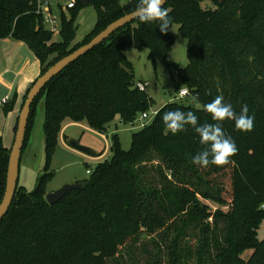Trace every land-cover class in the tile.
Instances as JSON below:
<instances>
[{
  "label": "trees",
  "instance_id": "1",
  "mask_svg": "<svg viewBox=\"0 0 264 264\" xmlns=\"http://www.w3.org/2000/svg\"><path fill=\"white\" fill-rule=\"evenodd\" d=\"M139 2L75 0L68 16L61 12V39L56 41L37 12V0H0V39L23 42L42 74ZM86 6L95 9L96 20L76 40V17ZM162 7L187 40V65L180 68L166 58L173 45L171 30L161 33L157 22L135 18L46 83L32 102L23 147L40 100L47 157L69 123L104 133L115 116L130 123L146 111L148 95L136 88L132 66L123 59L131 47H148L151 59L174 69L175 89L186 88L189 96L159 108L132 133L128 150L112 134L111 157L55 204L45 199L47 166L32 191L17 181L0 221V264H122V251L130 255L143 233L154 251L143 248V260L134 264H264V237H258L264 220V0H168ZM217 96L236 114L247 106L254 116L252 130H236L231 119L213 121L204 105ZM14 100L3 104L5 112ZM177 109L194 112L199 125L219 123L237 147L229 163H193L209 146L191 126L166 134L162 116ZM9 154L0 136V201ZM245 250L251 251L246 259L241 256Z\"/></svg>",
  "mask_w": 264,
  "mask_h": 264
},
{
  "label": "rangeland",
  "instance_id": "2",
  "mask_svg": "<svg viewBox=\"0 0 264 264\" xmlns=\"http://www.w3.org/2000/svg\"><path fill=\"white\" fill-rule=\"evenodd\" d=\"M44 1L48 4L50 10L44 13V17L47 18V16H50L54 21V23H52L50 20L44 19V27L51 30L52 26H55L53 38L59 41L61 39L59 32L60 15L61 12H64L66 16L69 15V10L65 6L69 0ZM121 1L125 3L126 0ZM208 4L209 2L206 1L203 6ZM95 20L96 12L93 7L86 6L79 10L75 21L76 40L82 39L91 31ZM171 32L173 35V45L166 58L170 62L177 64L180 68H183L188 63L187 40L179 32V26L177 24L172 25ZM123 59L132 66L136 81L146 83L144 91H146L149 98V107L144 112L149 113L153 110L158 111L159 108L168 102L185 99L176 98L177 90L175 86L177 77L174 69L168 68L160 58L151 59L148 47H142L140 49L136 47L128 48L123 52ZM193 104L196 107H200V103L196 99L193 100ZM15 109L16 107L14 105L11 110L5 112L3 108L0 107V131L3 133L2 140L4 146L10 149L14 142L16 130L15 128L13 129V125L11 130H9L7 125L11 122L13 124L15 122L16 124L18 114L15 115V117L10 114ZM19 111L20 110H18V113ZM142 113H138L136 119L130 123L121 122L120 118L115 116L109 122L104 133H99L86 124L73 123L65 125L59 134V142L47 157L46 172L51 175L45 182L46 194L59 189L66 183H75L88 178L90 172H87V169L92 171L99 162L109 159L111 157L110 146L112 134L116 133L121 147L124 150H128L131 144L132 133L140 129L138 119ZM43 122L44 104L43 100H40L35 108L33 123L26 144L21 152L19 162L18 184L19 186H23L27 191H32L35 188L38 178L42 174L39 167L43 138ZM70 140L77 141L79 145L88 148L94 155H89V153H85L82 150L79 151L75 148L67 147V142ZM61 142L63 145H66V147H63ZM213 209H216V206L213 207ZM258 237L260 239L264 237V220L261 222L258 229ZM141 243H144V245ZM143 248L151 252L154 251L150 244L149 236L144 233L140 235L139 241L135 243L134 247L130 250V255L127 254L128 249L122 251L124 255L121 263L134 264L136 260L142 261L141 255L146 254ZM250 252V250H245L241 256L246 259Z\"/></svg>",
  "mask_w": 264,
  "mask_h": 264
},
{
  "label": "clouds",
  "instance_id": "3",
  "mask_svg": "<svg viewBox=\"0 0 264 264\" xmlns=\"http://www.w3.org/2000/svg\"><path fill=\"white\" fill-rule=\"evenodd\" d=\"M165 0H140L132 15L137 17L140 23H158L161 33L172 31V20L168 11L162 7ZM204 110L211 114L213 121H224L231 119L235 122V128L238 131H251L254 125V116L248 114L247 106H243L239 114L233 111L232 105L224 102L223 96H217L213 101L204 105ZM165 126V132H171L173 135L185 129V126H191L199 135L200 142L209 146L205 150L195 155L193 163L200 166L225 165L229 163V157L235 155L237 147L235 141L224 134L219 123L216 124H198V117L192 111L171 110L162 116ZM211 156V159H209Z\"/></svg>",
  "mask_w": 264,
  "mask_h": 264
},
{
  "label": "water",
  "instance_id": "4",
  "mask_svg": "<svg viewBox=\"0 0 264 264\" xmlns=\"http://www.w3.org/2000/svg\"><path fill=\"white\" fill-rule=\"evenodd\" d=\"M167 1L168 0H165V3ZM132 13L133 12L127 13L119 17L118 19L112 21L111 23H109L103 30H101L98 34H96L93 38H91L87 43L83 44L82 46L78 47L71 53L57 60L44 73L40 74L33 81L32 85L30 86L26 94V98L19 111L17 118L14 142L10 149V154H9L5 190L3 197L0 201V221L3 218V216L7 213L12 203L15 194V189L17 187V181L19 177V162H20L21 152L25 138L26 126H27L31 105L35 97L39 94V92L46 85V83H48L52 79V77L60 73L68 64L78 59L86 52L91 50L94 46L98 45L103 40L108 38L117 29L123 27L127 23L137 18L134 17ZM69 145L77 150L80 151L82 150L85 153L93 154L88 148L79 145L77 141L70 140ZM46 166H47L46 141L43 136L39 170L43 172ZM79 188H81V183L79 182L66 183L59 189L47 193L45 195V199L48 202V204L52 205L57 203L60 199H62L69 191Z\"/></svg>",
  "mask_w": 264,
  "mask_h": 264
},
{
  "label": "crops",
  "instance_id": "5",
  "mask_svg": "<svg viewBox=\"0 0 264 264\" xmlns=\"http://www.w3.org/2000/svg\"><path fill=\"white\" fill-rule=\"evenodd\" d=\"M39 70L40 65L37 58L23 42L12 38L0 39V107L3 108L1 101L4 98L7 99V103H12L11 99L15 96L13 106L15 105L16 109L10 114L14 117L19 114L18 110H20L23 96L39 76ZM12 125L14 129L15 122L7 125L9 130ZM0 136L3 138L1 131ZM62 142L61 145L66 147ZM67 143V147H72L69 145V141Z\"/></svg>",
  "mask_w": 264,
  "mask_h": 264
},
{
  "label": "built area",
  "instance_id": "6",
  "mask_svg": "<svg viewBox=\"0 0 264 264\" xmlns=\"http://www.w3.org/2000/svg\"><path fill=\"white\" fill-rule=\"evenodd\" d=\"M74 3H75L74 0H69L65 6H66V8L73 7ZM47 11H50V10H49V6L46 3V1H44V0H37V12H39L42 15L43 20L44 19L45 20H50V22L54 23L53 18H50V16H47V18L44 17V13L47 12ZM51 30L52 31L55 30V26H52V29ZM135 86L139 90L144 91L145 88H146V83H143L141 81H138V82L135 83ZM186 96H189V91L186 88H182L179 91H177L176 98L178 97L179 99H182V98H184ZM5 101H6V98H4L1 102L4 103ZM156 114H157V111L156 110H153V111H151L149 113L143 112L141 114V116L139 117V119H138L139 127L140 128L144 127L150 120H152V118ZM87 172H90V170L87 169ZM260 209L264 211V202L261 203Z\"/></svg>",
  "mask_w": 264,
  "mask_h": 264
}]
</instances>
